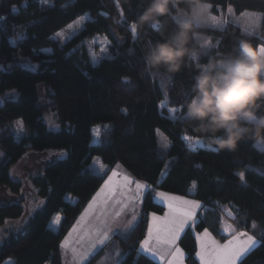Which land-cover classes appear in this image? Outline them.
I'll list each match as a JSON object with an SVG mask.
<instances>
[{
  "label": "trees",
  "instance_id": "trees-1",
  "mask_svg": "<svg viewBox=\"0 0 264 264\" xmlns=\"http://www.w3.org/2000/svg\"><path fill=\"white\" fill-rule=\"evenodd\" d=\"M203 2L211 4L214 13L227 7L235 14L258 13V32L244 31L232 21L216 28L197 24L191 44L198 47L195 35L200 33L210 38L213 47L190 54L187 66L165 77L144 71V53L175 28L179 19L171 10L164 16L143 19L149 0H0V186L19 194L21 183L10 177L9 170L26 151H66L65 157L47 163L32 178L43 203L20 231L0 244V264H62L63 238L117 163L154 188L199 200L202 208L194 225L198 231L209 228L223 238L221 214L226 207L233 212L236 228L258 227V243L237 264H264V148L245 137L235 150L220 149L209 144L184 115L187 87L197 64L233 49L240 40L250 41L254 48L264 47V0ZM176 5L186 8L183 0ZM83 15L88 19L68 41L53 39ZM133 23L135 33L130 28ZM16 27L23 32L19 39L14 38ZM97 35H105L111 44L108 54L93 63L84 41ZM20 58H27L37 68L20 65ZM41 86L52 91L58 131L48 129L43 120ZM13 90L17 97H6ZM168 108H176L178 113L171 117ZM16 119L25 131L19 138L12 128ZM95 125L107 126L96 143L92 138ZM158 131L168 142L164 148ZM185 136L201 139L210 147L191 148ZM192 183L195 190L191 193ZM163 209L151 192L144 194L134 230L131 227L112 236L122 255L117 264H160L138 253L137 247L145 236L148 213ZM22 213V201L0 204V226ZM55 213L61 219L52 229L48 224ZM178 244L186 263L198 264L191 227L185 229ZM102 252L86 264H92Z\"/></svg>",
  "mask_w": 264,
  "mask_h": 264
},
{
  "label": "clouds",
  "instance_id": "clouds-1",
  "mask_svg": "<svg viewBox=\"0 0 264 264\" xmlns=\"http://www.w3.org/2000/svg\"><path fill=\"white\" fill-rule=\"evenodd\" d=\"M180 2L149 0L143 19L164 16ZM183 3L175 28L145 51V72L170 77L187 66L195 50L191 34L207 22L208 9L203 0ZM187 91L184 115L209 144L232 151L245 137L264 143V54L250 41L197 64Z\"/></svg>",
  "mask_w": 264,
  "mask_h": 264
},
{
  "label": "rangeland",
  "instance_id": "rangeland-1",
  "mask_svg": "<svg viewBox=\"0 0 264 264\" xmlns=\"http://www.w3.org/2000/svg\"><path fill=\"white\" fill-rule=\"evenodd\" d=\"M51 0H43L44 3H49ZM207 5H210L207 11V22L202 24L203 26H208L212 28L216 27H222L226 22L232 21L239 25L241 29L244 31L250 32V33H256L258 32V29L260 27V15L255 12H250V11H245L240 14H235L232 7H227L225 11L219 10L218 13H214L211 10V4L205 3ZM170 10L173 13V16L177 19H180L179 15L177 14V10L181 9L176 4H170L169 5ZM212 17L216 18L217 23L212 22ZM88 19L87 15H83L79 17L77 20L73 21L69 25H72L71 28L68 27V25L58 31L54 36L53 39L64 43L68 41L83 25V23ZM116 22H119L117 20ZM201 25V24H198ZM131 28V26H130ZM23 32L16 27L14 29V38L19 39L22 37ZM196 40L198 43V47L194 50L192 55H195L196 53L198 54L199 52H206L209 49H211L214 45V43L210 40L209 37L203 35V34H196ZM114 37L116 38L117 35L114 34ZM118 38V37H117ZM207 42V44L205 43ZM111 42L110 40L105 36V35H97L94 36L93 38L84 41V46L86 48V51L88 53V56L90 60L95 63L98 62V60L108 54V49L110 46ZM47 50V51H46ZM44 51L48 52L50 49H44ZM20 61L18 62L20 65L27 67L29 69H36L37 64L32 63L30 60L27 58H20ZM11 64H9L7 67H10ZM3 68V67H2ZM6 97L8 98H16L17 93L16 91H10L6 94ZM39 104L42 108L43 111V120L46 123L48 129L53 130V131H58L60 129V125L58 123V119L56 116V112L53 107V99H52V91L48 89L46 86H41L40 91H39ZM160 106H163V103L160 104ZM167 113L169 116L174 117L177 113L178 110L176 108H168ZM21 122L20 119H16L13 122V131L14 135L16 138H19L21 135L24 134V128L22 125V130L18 131V124L17 122ZM22 123V122H21ZM97 128L100 130V135L102 132L105 131V126L104 125H95L92 128V133H93V142L96 143V141L99 136H97ZM1 133V132H0ZM158 139H159V144L161 148H164L167 146L168 142L166 141L165 137L161 134V132L158 131L157 133ZM188 145L191 148H195L198 146L201 147H210V145L205 144L201 139H195V140H187ZM255 144L259 148H264V143L256 142ZM3 151L0 147V158L2 157ZM66 151L64 149H47L43 151H33V150H28L26 153L21 157V159L13 164L10 167L9 174L10 177L14 180H19L21 183V189L19 194H13L7 187L5 186H0V204H7V203H13V202H19L22 201V206H23V213L22 215L17 218V219H7L5 222L0 226V244L6 240L9 235L11 234H16L18 231L22 229V226L28 221V219L33 215V213L42 205L43 199H41L37 193L36 189L33 186L32 183V178L43 169L44 165L47 163L54 162L56 160L62 159L65 157ZM113 172L116 173L114 176V180L117 182H120L123 180L124 176H128L131 178V180L135 182H140L146 187L142 190L141 195L135 200V202L128 204L127 208L121 212V215L119 217L115 216V211H119L116 206L109 205L107 208V216L106 220L107 223L110 225V239L106 242L105 245L100 246L97 245L95 249H93V252L89 254V257L83 262V264H86L94 255L97 254V252H100L103 250V252L92 262V264H117L119 259L122 257L120 253L119 247L114 243L112 240V236L115 233H121L125 232L128 229H130L132 226L129 225V221L132 222L134 225L135 222L137 221V218H139L140 213H141V204H142V199L144 197V194L146 192H151L153 199L162 204L164 206V209L161 213H155V212H149L148 213V221H147V228L145 232V236L147 235L148 232V225L150 222H153L152 218V213H155L158 217H164L165 213L168 212V207L167 204L163 199H161L159 196H157V192H163L168 195H174L177 197H183L187 200H194L198 201L200 204V207L197 208L196 210V218L195 221H190L188 224L185 225V229L187 227H191L193 230V235L195 237L196 241V252H195V258L200 264V258L196 255V253L200 250L199 249V241L197 240V234H202L204 229H207L209 233H211L212 237H214L217 241H219L221 244H223L226 240L230 239L231 235H223V238L216 237L212 231L209 228H204L203 230H196L194 228L195 223L198 220V214L200 212V209L202 208V203L191 197V196H186V195H180L168 191H164L158 188H154L153 186L149 185L147 182L135 178L122 164L117 163L114 167V169L111 171L110 174ZM130 187L134 190L135 189V183H132ZM195 190V184L192 183L189 192H194ZM68 200L70 199V196L67 195ZM72 201L74 199H71ZM92 201V200H91ZM89 201L86 206L83 208L81 213L79 214L78 218H81L85 214V209L91 202ZM227 208L222 211L221 218V229L226 225H231L232 228H235L236 231L238 232H247L249 235H254L257 240L261 234V231L258 227L252 226L250 229H238L236 228L235 223L233 222V218L229 217V214L227 213L228 211L226 210ZM226 210V211H225ZM98 214V213H97ZM236 216V214H234ZM57 216L61 217L60 213H55L52 218L49 221L48 226L50 228H56L59 220H57ZM237 217V216H236ZM88 220H86L83 224H88L90 220L93 219L91 214L88 216ZM236 220L239 223H242V219L236 218ZM74 225H77V222L72 225L71 229L69 232L66 234L64 239L62 240L65 241V238L67 237V243L68 247H62L60 244V251H61V261L62 264H77V260L74 259L73 253H72V248L75 247L77 249H82L83 245L81 243H78L79 241V233L73 232L71 235H69L70 231L73 229ZM184 229V231H185ZM183 231V232H184ZM181 233V235L183 234ZM180 235V236H181ZM145 236L142 238V240L145 238ZM180 238V237H179ZM179 238L177 239V246L183 251V249L179 246L178 241ZM139 248V244L137 249ZM139 253H144L154 259L155 261L159 262L160 264H165V261L160 260L159 257L152 255L151 253L144 252L141 250ZM184 253V251H183ZM247 254V253H246ZM245 254V255H246ZM244 255V256H245ZM243 256V257H244ZM241 257L237 263L243 258ZM183 264H187L185 261V253L183 256Z\"/></svg>",
  "mask_w": 264,
  "mask_h": 264
},
{
  "label": "snow or ice",
  "instance_id": "snow-or-ice-1",
  "mask_svg": "<svg viewBox=\"0 0 264 264\" xmlns=\"http://www.w3.org/2000/svg\"><path fill=\"white\" fill-rule=\"evenodd\" d=\"M43 2V0H42ZM207 9L210 5H206ZM17 10L15 7L12 9ZM3 19V17H0ZM212 22L217 23L216 18L212 17ZM69 28L72 25H68ZM133 33L136 31V25H131ZM207 44V42H205ZM47 51V50H46ZM260 51L264 54V47H260ZM3 68L0 66V71ZM18 131L22 130V123L17 122ZM107 127V126H105ZM97 136L100 135V130L97 128ZM185 140L192 139L185 136ZM115 172L107 176L104 183L97 190L85 209V214L77 221L69 235L73 232L79 233V241L83 245L82 249L72 248L74 259L77 264L83 262L93 252L97 245L103 246L110 239V225L107 223V208L109 205H115L119 211H115V216L119 217L128 204L135 202L141 195L142 190L146 185L131 180L130 177L124 176L123 180L117 182L114 180ZM241 180L244 179V174L240 173ZM135 183L133 190L130 185ZM157 196L165 201L168 207V212L164 217H158L152 213L153 222L148 225L147 235L139 242L137 252L141 250L151 253L154 256L165 261V264H183V251L177 246V239L185 229V225L190 221H195L196 210L200 207L198 201L187 200L183 197L168 195L163 192H157ZM98 213V214H97ZM91 214L93 217L88 224H83V221ZM57 220L61 218L57 216ZM129 225L134 227L131 221ZM228 231L234 233L230 239L223 244L212 237L207 229H204L202 234H197L199 241V251L196 255L200 258V264H237V261L243 257L249 250L258 243L254 235H249L247 232H238L231 225H228ZM68 238L62 242L61 246L67 248Z\"/></svg>",
  "mask_w": 264,
  "mask_h": 264
},
{
  "label": "crops",
  "instance_id": "crops-1",
  "mask_svg": "<svg viewBox=\"0 0 264 264\" xmlns=\"http://www.w3.org/2000/svg\"><path fill=\"white\" fill-rule=\"evenodd\" d=\"M114 167H115V165H114ZM114 167L110 170V172L108 173V175H110V173H111V171L114 169ZM108 175H107V176H108ZM107 176H106L105 179H107ZM105 179H104V180H105ZM103 183H104V181H103ZM103 183H102V184H103ZM102 184H101V185H102ZM99 188H100V187H99ZM96 192H97V191H96ZM96 192H95V193H96ZM94 195H95V194H94ZM94 195H93V196H94ZM93 196H92V198H93ZM92 198L90 199V201L92 200ZM226 208H227L226 210L228 211L227 213L229 214V217H230V218H233L234 216H233V212H232V210H230V208H228V207H226ZM226 210H225V211H226ZM88 219H89V218L85 219V220L83 221V223H84L86 220H88ZM137 219H138V218H137ZM78 220H80V218L77 217V219L74 221L73 224H75ZM52 229H56V228H52ZM70 229H71V228H70ZM234 229H235V228H234ZM68 232H69V231H68ZM221 234H222V235H226V234L223 233L222 229H221ZM232 234H233V233H232ZM228 235H231V232H230ZM65 236H66V235H65ZM63 239H64V238H63ZM60 255H61V251H60ZM61 262H62V261H61Z\"/></svg>",
  "mask_w": 264,
  "mask_h": 264
},
{
  "label": "built area",
  "instance_id": "built-area-1",
  "mask_svg": "<svg viewBox=\"0 0 264 264\" xmlns=\"http://www.w3.org/2000/svg\"><path fill=\"white\" fill-rule=\"evenodd\" d=\"M222 222V220H221ZM222 231L224 234L228 235L230 233V231H228V224H226L223 228H222Z\"/></svg>",
  "mask_w": 264,
  "mask_h": 264
}]
</instances>
